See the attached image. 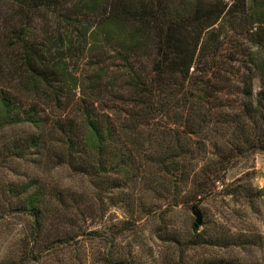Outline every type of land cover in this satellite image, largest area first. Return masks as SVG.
Segmentation results:
<instances>
[{
    "label": "trees",
    "instance_id": "obj_1",
    "mask_svg": "<svg viewBox=\"0 0 264 264\" xmlns=\"http://www.w3.org/2000/svg\"><path fill=\"white\" fill-rule=\"evenodd\" d=\"M249 150L264 152V0H0L1 162L33 152L96 188L139 182L198 204ZM188 183L198 197L180 201ZM4 191L29 218V247L68 241L43 234L45 222L76 227L80 195L38 177ZM241 192L252 194L225 191ZM191 224L192 245L256 242Z\"/></svg>",
    "mask_w": 264,
    "mask_h": 264
},
{
    "label": "rangeland",
    "instance_id": "obj_2",
    "mask_svg": "<svg viewBox=\"0 0 264 264\" xmlns=\"http://www.w3.org/2000/svg\"><path fill=\"white\" fill-rule=\"evenodd\" d=\"M252 90H258L257 78L253 79ZM12 132L18 133L20 128H8L4 135L9 136ZM2 162L0 189L9 181L38 177L48 185H57L80 195L78 207L81 213L75 220L71 219L76 226L73 229L62 221L64 218L58 221L53 217L45 222L43 234L47 233L50 239L60 237L62 232L69 239L51 253L43 254L41 245L29 247V218L18 209V200L8 192H0V264H222L225 261L264 264L263 151L249 150L233 157L219 180L213 181L212 193L202 197L198 204L195 199L175 205H171V191L143 190L139 182H128L115 189L96 188L95 180L72 174L63 166L50 168L33 152ZM237 186L247 187L251 196L246 198L242 192L225 193ZM181 190L180 197L186 193L192 199L198 197L192 193L190 183ZM191 204L201 215V224L196 231L212 230V227L216 231L228 229L252 235L256 242L225 248L192 245L190 235L194 232L191 224L194 216L190 212ZM54 206L58 210L55 211ZM49 208L55 215L70 216L68 210L56 202H50ZM77 233L80 236L75 237ZM28 251L33 259L26 258ZM104 257L106 261L102 260Z\"/></svg>",
    "mask_w": 264,
    "mask_h": 264
},
{
    "label": "water",
    "instance_id": "obj_3",
    "mask_svg": "<svg viewBox=\"0 0 264 264\" xmlns=\"http://www.w3.org/2000/svg\"><path fill=\"white\" fill-rule=\"evenodd\" d=\"M190 212L194 216V219H193L194 220V223L196 225H200L201 224V215H200V212L197 209V207L194 206V204H191V206H190Z\"/></svg>",
    "mask_w": 264,
    "mask_h": 264
}]
</instances>
